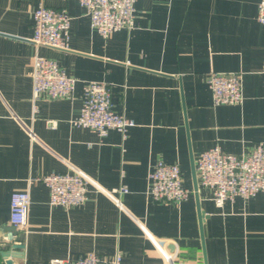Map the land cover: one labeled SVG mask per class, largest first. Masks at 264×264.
Instances as JSON below:
<instances>
[{"label": "crops", "instance_id": "0c3cea01", "mask_svg": "<svg viewBox=\"0 0 264 264\" xmlns=\"http://www.w3.org/2000/svg\"><path fill=\"white\" fill-rule=\"evenodd\" d=\"M259 0H137L134 24L102 37L77 0H0V264L8 248L10 196L29 190L28 231L12 264L74 262L89 253L122 257L121 264H163L174 252L185 264H264V193L217 207L198 184L204 249L192 188L190 156L218 145L247 154L264 143V25ZM43 3L70 17L67 50L36 46L33 10ZM35 54L55 60L76 78L70 98L42 95L33 104ZM211 72L237 73L243 99L214 105ZM88 81L111 87L112 108L134 120L126 138L109 130L100 139L71 123ZM34 105L36 109H34ZM183 106L187 128L183 122ZM49 120L54 121L51 126ZM35 134L31 139L28 131ZM177 163L189 198L156 202L149 176L157 161ZM81 172L87 198L79 206H51L40 180ZM197 177V175H196ZM125 186L123 209L113 188Z\"/></svg>", "mask_w": 264, "mask_h": 264}, {"label": "built area", "instance_id": "2783aa9c", "mask_svg": "<svg viewBox=\"0 0 264 264\" xmlns=\"http://www.w3.org/2000/svg\"><path fill=\"white\" fill-rule=\"evenodd\" d=\"M137 0H77L89 16L90 26L102 37L120 29H131L134 24V4ZM34 32L32 41L36 46H47L61 50L69 48L70 17L62 10L49 8L40 3L32 13ZM257 21L264 25V0L257 5ZM33 104L45 95L49 99L70 98L76 78L68 75L53 59L35 54L32 71ZM214 105L239 104L242 102L241 79L237 73L211 72L208 77ZM111 87L104 81H88L82 88V100L77 115L71 119L75 127L89 128L100 138L109 130L118 131L126 138L128 128L135 122L112 108ZM34 109H36L34 105ZM51 126L54 121L49 120ZM31 139H36L28 131ZM198 184L212 191L217 207H222L236 197L247 199L257 193H264V143L255 144L247 154L224 152L215 145L200 153L196 161ZM40 180L48 188V203L51 206L75 207L87 198V178L81 172L50 173ZM149 195L156 202L179 204L189 198L190 190L182 184V173L177 163L157 161L149 176ZM125 186L113 188L115 205L122 210L120 195L127 193ZM29 190L15 191L10 196L9 221L17 232L28 231L30 210ZM16 235L10 233V239ZM122 257L99 258L89 253L74 262L51 258L46 264H121ZM163 264H185L173 252L163 253Z\"/></svg>", "mask_w": 264, "mask_h": 264}, {"label": "water", "instance_id": "95a60500", "mask_svg": "<svg viewBox=\"0 0 264 264\" xmlns=\"http://www.w3.org/2000/svg\"><path fill=\"white\" fill-rule=\"evenodd\" d=\"M183 122L185 127L187 128V121H186V115H185V108L183 106ZM190 168H191V177H192V188L194 191V197L196 202V210H197V217L199 222V231H200V237H201V243H202V250H203V258L206 263V253L204 249V236H203V221L205 219L206 214L204 211L200 209L199 201H198V185H197V177H196V167L194 165V160L192 156H190ZM7 233H12L13 235H16V230L13 226L7 227L4 229ZM15 239H8V248L1 252V255L6 257V264H12V260L9 258L11 255H20L18 254L19 249L23 248V244L21 243H14Z\"/></svg>", "mask_w": 264, "mask_h": 264}]
</instances>
